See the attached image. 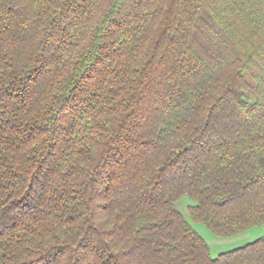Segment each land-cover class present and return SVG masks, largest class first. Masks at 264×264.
Listing matches in <instances>:
<instances>
[{
    "label": "trees",
    "instance_id": "obj_1",
    "mask_svg": "<svg viewBox=\"0 0 264 264\" xmlns=\"http://www.w3.org/2000/svg\"><path fill=\"white\" fill-rule=\"evenodd\" d=\"M264 0H0V264H264Z\"/></svg>",
    "mask_w": 264,
    "mask_h": 264
},
{
    "label": "rangeland",
    "instance_id": "obj_2",
    "mask_svg": "<svg viewBox=\"0 0 264 264\" xmlns=\"http://www.w3.org/2000/svg\"><path fill=\"white\" fill-rule=\"evenodd\" d=\"M194 202L189 197H182L177 203V209L183 214L186 220L192 225L194 230L203 237L208 245L212 257H217L219 254L232 251L236 248L245 246L258 238L264 236V226L249 229L239 235L232 237H221L215 235L204 224L197 223L191 220L188 207Z\"/></svg>",
    "mask_w": 264,
    "mask_h": 264
}]
</instances>
